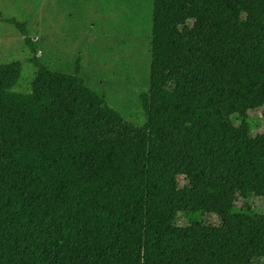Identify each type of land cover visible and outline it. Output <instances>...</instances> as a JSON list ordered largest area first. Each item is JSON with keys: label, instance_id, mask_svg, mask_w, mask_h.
<instances>
[{"label": "trees", "instance_id": "obj_1", "mask_svg": "<svg viewBox=\"0 0 264 264\" xmlns=\"http://www.w3.org/2000/svg\"><path fill=\"white\" fill-rule=\"evenodd\" d=\"M148 68L135 126L77 74L18 92L0 64V264H264V0H153Z\"/></svg>", "mask_w": 264, "mask_h": 264}, {"label": "rangeland", "instance_id": "obj_2", "mask_svg": "<svg viewBox=\"0 0 264 264\" xmlns=\"http://www.w3.org/2000/svg\"><path fill=\"white\" fill-rule=\"evenodd\" d=\"M152 2L0 0V64L21 65L14 91L27 92L39 67L77 74L126 121L143 126L147 116L140 96L149 90ZM12 18L25 23L24 33L5 22ZM26 37L35 46V64ZM246 121L254 133L264 130L260 115L248 113ZM244 184L252 189L251 179ZM248 205L251 214L264 215V199L252 195Z\"/></svg>", "mask_w": 264, "mask_h": 264}]
</instances>
